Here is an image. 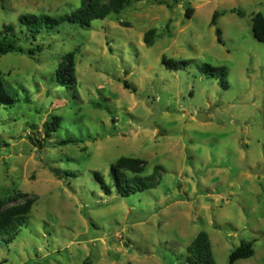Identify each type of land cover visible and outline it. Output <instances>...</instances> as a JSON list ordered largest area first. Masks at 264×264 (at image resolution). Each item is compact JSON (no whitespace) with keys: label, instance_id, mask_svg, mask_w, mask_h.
I'll list each match as a JSON object with an SVG mask.
<instances>
[{"label":"rangeland","instance_id":"obj_1","mask_svg":"<svg viewBox=\"0 0 264 264\" xmlns=\"http://www.w3.org/2000/svg\"><path fill=\"white\" fill-rule=\"evenodd\" d=\"M81 2L0 0V30L19 31L23 15L70 14ZM257 13L264 0H131L90 27L64 23L22 41L24 50L44 47L36 56H0V76L19 90V103L0 109V201L34 199L14 242L0 243V264H189L187 247L203 231L216 264H229L242 242L255 254L234 264H264ZM150 30L152 46L144 41ZM69 56L74 89L55 81ZM167 61L190 65L171 69ZM198 64L225 66L227 87ZM52 116L63 121L48 138L43 125ZM66 139L77 143L61 145ZM120 158L142 160L143 178L156 171L152 188L108 193L97 175L111 185Z\"/></svg>","mask_w":264,"mask_h":264},{"label":"trees","instance_id":"obj_2","mask_svg":"<svg viewBox=\"0 0 264 264\" xmlns=\"http://www.w3.org/2000/svg\"><path fill=\"white\" fill-rule=\"evenodd\" d=\"M131 0H82L78 9L61 17L50 15H23L20 17V30L16 31L14 26L7 25L0 30V56L11 53H24L29 56H36L42 53L44 47L37 45L24 50L21 42H35L39 35L59 28L64 23L79 25L87 28L96 20H104L112 13L122 12ZM218 13L213 14L211 25L215 26ZM252 33L256 40L264 42V15L257 13L252 18ZM156 31L150 30L144 38L148 46L153 45ZM222 32L216 30L217 41L222 44ZM66 63L61 64L55 76L58 85L67 89H74L77 86V78L73 65L72 56L68 57ZM167 68L185 70L190 65L189 61H181L178 64L165 62ZM198 69L207 77L217 79L223 87L226 86L228 69L225 66L212 67L208 64H198ZM125 89L131 86L124 82ZM19 103V90L11 83H8L0 76V109L12 108ZM61 116H52L43 125L46 137H51L54 132L61 128ZM77 140L66 139L61 141V145L75 144ZM44 147L46 140L38 142ZM144 162L133 158H120L111 165L110 174L112 184L108 185L99 175L98 178L102 187L110 193L112 189L122 197H128L136 193L144 192L152 188L150 183L154 180L157 172L151 178H143L138 174L142 171ZM19 199H25L23 203H17ZM34 199L28 194H16L0 201V243L10 245L19 235L21 229L26 226L29 214L32 210ZM187 262L189 264H216L212 245L208 233L200 232L193 242L187 247ZM255 254L252 242H242L229 256V264H234L242 259L252 258Z\"/></svg>","mask_w":264,"mask_h":264},{"label":"water","instance_id":"obj_3","mask_svg":"<svg viewBox=\"0 0 264 264\" xmlns=\"http://www.w3.org/2000/svg\"><path fill=\"white\" fill-rule=\"evenodd\" d=\"M199 121H204V115L203 114H198L196 117Z\"/></svg>","mask_w":264,"mask_h":264}]
</instances>
